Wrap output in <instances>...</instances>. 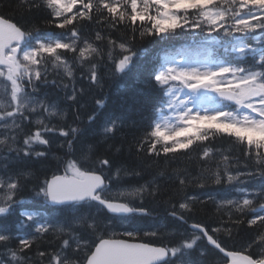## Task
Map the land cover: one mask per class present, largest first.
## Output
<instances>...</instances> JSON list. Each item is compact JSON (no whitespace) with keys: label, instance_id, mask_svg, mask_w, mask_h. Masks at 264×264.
<instances>
[{"label":"snow or ice","instance_id":"snow-or-ice-1","mask_svg":"<svg viewBox=\"0 0 264 264\" xmlns=\"http://www.w3.org/2000/svg\"><path fill=\"white\" fill-rule=\"evenodd\" d=\"M21 3L31 21L0 12V264H205L210 253L213 264H264V0ZM177 38L184 45L163 48L137 80L156 97L149 110L128 122L124 98L78 150L79 125L96 123L105 89L137 67L141 45ZM126 126L141 135L127 148L109 143ZM181 156L195 173L148 174ZM49 159L55 168L31 166ZM132 178L142 182L124 183ZM209 188L216 194L196 191ZM28 197L59 215L22 210L17 229L33 231L14 232L7 222ZM209 203L215 226L193 219ZM242 225L255 231L241 237Z\"/></svg>","mask_w":264,"mask_h":264},{"label":"trees","instance_id":"trees-1","mask_svg":"<svg viewBox=\"0 0 264 264\" xmlns=\"http://www.w3.org/2000/svg\"><path fill=\"white\" fill-rule=\"evenodd\" d=\"M0 12L4 13L6 16H13L15 20H23V21H31L34 13H29L25 11L24 6L21 3V0H0ZM185 43V40L182 38H177L176 40H173L169 42L168 45H160L156 43H151L148 41H145L141 46L146 50L142 53L141 58L137 64V67L124 79L117 81L116 83H113L110 87L105 89V92L111 97V102L109 103L108 107L103 110L98 117L96 123L88 127L85 124L79 125L81 128H85L86 131L84 132L83 136L80 138V141L77 142L76 148L79 150L81 146L85 143L94 142L98 139V136L94 135V133L99 131V125H101L104 120L113 113H117L121 111V105L124 98L132 97V99L128 100L127 104L123 105L124 110H126L127 113V121L130 122L131 120H138L139 116L137 114V110L143 105L144 110H149V107L153 104L156 97L154 94H149L146 91L143 90V85L137 83V80L143 81L148 78L150 70L153 68L154 65H156L159 62L160 55L162 53V49L165 47H176L179 48L183 46ZM121 85L123 86L122 90L118 92V89H120ZM52 94V99H58L62 97L64 94L56 89H49L48 90ZM85 99H88L85 97ZM89 105L91 110V100L89 99ZM60 106L61 107H67L69 109V121L73 119L71 116V105L68 104L64 100H60ZM127 123V122H126ZM141 135V131L136 127H128L126 126L121 133H118L117 136L109 141V143L120 144L123 142L125 144V147L133 142V137H138ZM121 136L124 137L123 141L121 140ZM62 139V138H61ZM222 146L227 149L229 146V142L227 140L222 142ZM52 152H55L59 156H64L67 149H57L55 146L51 149ZM133 149V154H134ZM127 156V152L121 153L119 157H114V159L121 160L124 159ZM70 158V157H66ZM145 160L147 158H144ZM0 163H6V161H0ZM46 164V166L55 168L57 166V162L54 160L49 159L47 162L43 161H33L31 163V166L34 168L39 169L41 167V164ZM189 167L190 170L195 173L196 164L194 161H189L188 159L184 157L177 158L174 163L171 165H168L165 169V165L163 162L159 165H154L149 170V175H155L160 170H166L167 172H171L173 169H182L183 167ZM13 169L17 167V165H10ZM142 181L136 178H132L130 180H126L125 184H138ZM162 185L169 184L170 182L162 179L161 180ZM258 183V182H257ZM174 187V185H172ZM168 191H171V188L168 189ZM201 193H207V192H213V194H216V190L213 188L209 189H202V190H196ZM234 193L229 192H219V197L224 196H232ZM22 210L27 211H34L39 216L42 217H50V216H58L59 213L52 208L51 205L46 204L42 199L39 198H31L28 197L25 200V203L23 205L17 206L16 213L9 218L7 222V226L11 228V230L15 231H21L24 233L33 231L32 229L28 227H24L22 229H17V224L19 222V212ZM158 211L163 212V208L161 207L158 209ZM215 209L212 203H209L205 205L201 210H198L195 216L193 217L194 220L201 221L206 224H213L215 226V215H214ZM191 222V221H190ZM174 225V222L169 219L168 221V227L172 228ZM255 230H248L245 225L241 226V237L250 236L252 232ZM241 237H237V240H239ZM223 239V237H221ZM46 240L52 239L51 237L45 238ZM235 243V241H229V247H232V245ZM58 244V241H57ZM55 244H49L47 242H42L40 244V249L42 251H47L50 248H54ZM35 248L29 252V255H32L33 252H35ZM5 260H7V257H3ZM205 261V264H213L214 256L212 253H210L207 257L203 258Z\"/></svg>","mask_w":264,"mask_h":264}]
</instances>
